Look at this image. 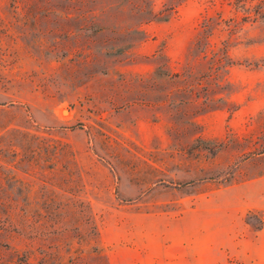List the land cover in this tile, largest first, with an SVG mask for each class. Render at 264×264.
Masks as SVG:
<instances>
[{
    "label": "rangeland",
    "instance_id": "obj_1",
    "mask_svg": "<svg viewBox=\"0 0 264 264\" xmlns=\"http://www.w3.org/2000/svg\"><path fill=\"white\" fill-rule=\"evenodd\" d=\"M130 16L0 0V264H264V0Z\"/></svg>",
    "mask_w": 264,
    "mask_h": 264
},
{
    "label": "trees",
    "instance_id": "obj_2",
    "mask_svg": "<svg viewBox=\"0 0 264 264\" xmlns=\"http://www.w3.org/2000/svg\"><path fill=\"white\" fill-rule=\"evenodd\" d=\"M184 1L169 0L160 11H155L152 0H108V5L118 4V9L124 13H130V19L141 26L155 20H169L178 12V7Z\"/></svg>",
    "mask_w": 264,
    "mask_h": 264
}]
</instances>
